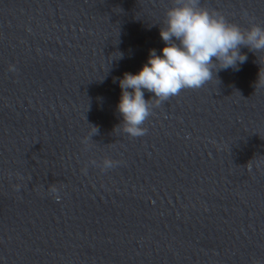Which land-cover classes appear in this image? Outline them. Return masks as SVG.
Wrapping results in <instances>:
<instances>
[{"label":"clouds","instance_id":"1","mask_svg":"<svg viewBox=\"0 0 264 264\" xmlns=\"http://www.w3.org/2000/svg\"><path fill=\"white\" fill-rule=\"evenodd\" d=\"M165 16V26L160 27V37L165 43L162 54L150 50L147 63L138 73L125 72L119 78L121 96L117 111L122 122L118 127L131 137L146 134L147 129L142 125L153 106H159L182 89L200 88L219 70L238 71L248 59L247 54L241 52L242 47L256 55L264 54V27L251 23L250 27L242 28L229 22L221 13L202 7L200 0H174ZM258 60L261 67L255 88L264 87V55ZM15 70L10 66V71ZM145 90L153 94L147 100ZM91 126L84 144L99 134L98 127ZM91 163L97 165L95 160ZM119 164L120 161L104 158L97 166L101 171H107ZM82 171L86 172V169ZM18 179L23 177L18 176ZM13 187L19 191L21 185ZM49 192L56 194L57 186L50 185ZM56 199L59 200L58 195Z\"/></svg>","mask_w":264,"mask_h":264}]
</instances>
